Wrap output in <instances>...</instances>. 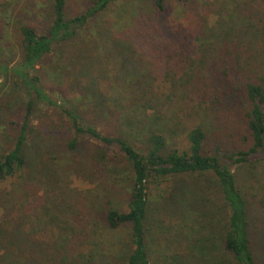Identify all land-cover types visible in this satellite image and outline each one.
<instances>
[{
  "label": "rangeland",
  "instance_id": "1",
  "mask_svg": "<svg viewBox=\"0 0 264 264\" xmlns=\"http://www.w3.org/2000/svg\"><path fill=\"white\" fill-rule=\"evenodd\" d=\"M91 2L68 0L67 16L84 12ZM165 5V11H159L153 0H118L88 26L81 27L74 39L57 45L45 57L38 67L41 85L54 99L62 98L67 105L77 107L84 122L104 133L121 130L137 146L143 141L140 133L154 128L167 134L170 147H188L186 133L198 120L209 130L211 148L218 147L221 153L249 149L252 142L244 129L246 103L240 105L245 76L235 58L239 52L243 63L262 41L264 45V33L255 36L247 32L249 25L255 24L264 13V0H165ZM53 18V0H0V22H4L0 29L1 66L19 62L20 22H31L44 32ZM203 27L212 45L218 47L224 40L234 39L240 47L227 52L220 47L216 53H209L211 49L205 50L207 47L199 51L196 39ZM243 27L244 32H240ZM226 29L233 34L225 36L224 31L219 37L215 35ZM184 35L187 37L183 38ZM171 39H176V43L182 41V45H191L193 40L195 50L191 51L198 66L210 76L209 83L226 88L223 103L215 110H191L178 95L167 98L144 87L147 81L151 82L150 74L156 73L157 82L163 81L164 76L160 80L158 77L166 69L169 52L164 54L161 49L163 42ZM156 51L159 56L164 54V58H158ZM184 53L191 52L184 50ZM9 79L0 67V101L8 98L7 105L13 108L10 112L2 108L0 116L10 120L14 113L13 116L19 114L22 119L24 110L20 108L28 102V93L21 82L14 85ZM228 94L232 95L231 100L226 98ZM31 123L40 147L38 143L36 147L30 143L29 152L42 151L41 159L53 163L59 178L51 184L50 179L38 175L32 180L29 197L38 196L46 202L51 216L59 219L66 216L64 224H71L72 242L75 239L76 244H71L73 263L117 264L129 251L131 238L130 224L113 228L106 221V210L124 211L130 199L129 171L110 159L121 152L119 147H109L107 158H102L103 149H98L100 156H97L100 142L76 133L64 111L44 102L31 115ZM1 130L0 125V142ZM71 138H77V148L64 149L63 141ZM97 158L102 163L94 175L93 161ZM75 159L79 160L84 176L91 179L94 175L93 180L71 172ZM233 171L250 200L251 237L256 247L263 248L264 208L256 199L264 197V162L234 166ZM179 179L176 180L180 182ZM182 179L185 185L180 184L173 192L175 179L167 181V186L151 184L147 245L152 264H236L224 250L223 233L216 229L224 227L227 213L218 207V196L213 195L214 178L207 172ZM8 187L7 182H0V192ZM182 188L187 192L185 200H181ZM211 202L214 209L204 215L203 209L210 207L202 206ZM41 204L34 201L32 207L39 208ZM185 211L189 213L182 214Z\"/></svg>",
  "mask_w": 264,
  "mask_h": 264
},
{
  "label": "trees",
  "instance_id": "2",
  "mask_svg": "<svg viewBox=\"0 0 264 264\" xmlns=\"http://www.w3.org/2000/svg\"><path fill=\"white\" fill-rule=\"evenodd\" d=\"M117 1L92 0L84 12L69 17L67 16L68 0H53L54 18L46 31L40 32L31 22L22 21L17 25L21 38L19 62L11 66H1L0 64V67L6 72L9 80L14 82V85H19L20 82L23 84L29 100L26 105L20 108L24 110L22 119L19 114L13 116L14 113L10 115V120L0 116L2 128L0 182L9 184L8 188L2 189L0 192V264H75L71 260L74 259L71 244L75 239L72 242L74 235L70 231L71 224L70 226L67 223L64 224L66 216L63 219H59L56 215L51 216L46 210V202L39 200L38 196L32 199L29 197L32 180L37 179L38 175L42 179H50L51 184H55L59 178L55 174L53 163L41 159L42 151L41 153L39 151L32 153L28 150L30 143L33 147H36L38 143V147H40V142L36 141V130L31 123V115L41 102L64 111L68 117L69 125L76 133L86 134L100 142V145L96 147L97 156H100L98 149H103L102 158H107V149L111 146H118L121 151L110 156V159L119 166L127 167L131 176L130 199L128 208L124 211L106 210V221L113 228L125 223L130 224L131 238L129 251L124 259L117 264H152L147 245L151 184L167 186V181L170 182V179L181 178L180 182L176 180V185H173V192L180 184L185 185L182 178L207 172L214 178L211 182L214 184L212 187H215L213 195L218 196V207L227 213L224 227H216L223 233L224 250L229 253L236 264H264V244L263 248L256 247L255 241L251 237L250 200L243 187L238 183V174L233 171L234 166L240 167L253 162H264L263 41L247 61L244 60L242 63L239 52L235 58L239 67H242L241 72L245 76L241 85L243 99L240 105L246 103L244 129L247 132L248 141L252 142L249 149L221 153L218 147L211 148L209 130L204 122L198 120L190 126L186 133L188 147H170L167 134L154 128L145 129L143 133H140L143 135V141L140 146H137L121 130L104 133L96 126L84 122L77 107L67 105L62 98L57 100L51 97L41 85V77L38 74L39 65L55 50L57 45L62 42H70L81 27L88 26L99 13L108 10ZM153 1L159 11H165V0ZM257 12L258 10L254 12V15ZM261 15L256 19L255 24L249 25L247 32L254 33L255 36L264 33V13ZM3 26L4 22L2 21L0 29ZM224 31L225 33H223ZM239 31L244 32V27ZM216 32L218 31L216 30ZM221 33L225 36L233 34L232 30L226 29L215 33V35L219 37ZM186 37V35L183 36V38ZM175 41L176 39L164 41L162 45L163 49L161 50L164 54L169 52L166 69H163L164 73L160 72L158 77L160 80L161 76H164L163 81L157 82L156 73L154 76L150 74L151 82L147 81L144 87L146 90L155 91L167 98L178 95L185 102L186 107L191 110L200 108L215 110L220 103H223L221 99L226 88L215 87L209 83L210 76L198 66L194 51H191L195 50L193 40L191 45H182V41L178 43ZM197 41L199 42L197 49L199 47V51H203L207 47L205 50L211 49L209 53H216L219 47L226 52L231 51V48L240 47L234 39L229 40L230 42L224 40L218 47L212 45V40L204 27L202 30L200 29ZM184 50L191 53H184ZM164 54L162 56L157 54L158 58H164ZM172 60L174 62H171ZM154 61H157V58ZM226 98L231 100L232 95L228 94ZM7 99L3 97L0 101V114H2V108L7 112L13 110L7 105ZM68 102L70 103V101ZM77 146V138H71L67 142L63 141L64 149L75 150ZM48 159L51 157L49 156ZM97 160L93 161L92 174L94 175L99 164L102 163L100 158ZM78 164H80L79 160L75 159L71 172L90 179V176H84ZM94 175L90 180H93ZM193 182L196 183L197 180ZM181 193V200H185L186 190L182 188ZM34 201L42 202L39 208L32 207ZM256 202L264 208V197L256 199ZM206 207L210 208L203 209L204 215L210 214L214 209L212 202L208 206H202V208ZM187 213L189 212L185 211L182 214ZM211 225L214 227L212 222ZM47 226L50 228L46 229Z\"/></svg>",
  "mask_w": 264,
  "mask_h": 264
}]
</instances>
